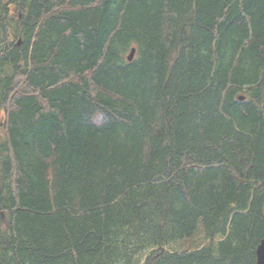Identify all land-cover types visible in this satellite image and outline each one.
<instances>
[{"label": "trees", "instance_id": "obj_1", "mask_svg": "<svg viewBox=\"0 0 264 264\" xmlns=\"http://www.w3.org/2000/svg\"><path fill=\"white\" fill-rule=\"evenodd\" d=\"M0 213V264H255L264 0H0Z\"/></svg>", "mask_w": 264, "mask_h": 264}, {"label": "water", "instance_id": "obj_2", "mask_svg": "<svg viewBox=\"0 0 264 264\" xmlns=\"http://www.w3.org/2000/svg\"><path fill=\"white\" fill-rule=\"evenodd\" d=\"M134 49L131 50L129 56L127 57L128 61H131L133 58ZM3 215L0 213V220H2ZM255 264H264V237L260 241L257 249H256V262Z\"/></svg>", "mask_w": 264, "mask_h": 264}, {"label": "rangeland", "instance_id": "obj_3", "mask_svg": "<svg viewBox=\"0 0 264 264\" xmlns=\"http://www.w3.org/2000/svg\"><path fill=\"white\" fill-rule=\"evenodd\" d=\"M202 235V230H201V228H200V225L198 226V229H197V236H201ZM196 236V237H197ZM172 247H178V246H172ZM171 247V248H172Z\"/></svg>", "mask_w": 264, "mask_h": 264}, {"label": "bare ground", "instance_id": "obj_4", "mask_svg": "<svg viewBox=\"0 0 264 264\" xmlns=\"http://www.w3.org/2000/svg\"><path fill=\"white\" fill-rule=\"evenodd\" d=\"M132 49H134V54H135V48H132ZM132 49H131V50H132ZM131 50H130V52H131ZM130 52H128V53L126 54V58L129 56ZM134 54H133V57H134ZM126 58H125V59H126ZM132 59H133V58H132ZM131 61H132V60H131ZM131 61H130V62H131ZM1 171H2V170H1Z\"/></svg>", "mask_w": 264, "mask_h": 264}]
</instances>
